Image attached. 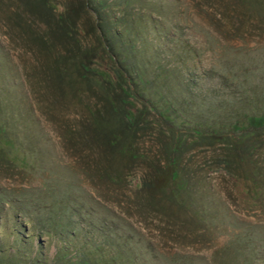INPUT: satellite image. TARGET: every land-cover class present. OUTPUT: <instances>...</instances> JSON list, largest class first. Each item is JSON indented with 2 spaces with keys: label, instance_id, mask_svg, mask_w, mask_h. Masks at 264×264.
Here are the masks:
<instances>
[{
  "label": "rangeland",
  "instance_id": "374dc122",
  "mask_svg": "<svg viewBox=\"0 0 264 264\" xmlns=\"http://www.w3.org/2000/svg\"><path fill=\"white\" fill-rule=\"evenodd\" d=\"M263 115L264 0H0V264H264Z\"/></svg>",
  "mask_w": 264,
  "mask_h": 264
},
{
  "label": "trees",
  "instance_id": "16d2710c",
  "mask_svg": "<svg viewBox=\"0 0 264 264\" xmlns=\"http://www.w3.org/2000/svg\"><path fill=\"white\" fill-rule=\"evenodd\" d=\"M78 66L82 67V69L85 72H89L90 71L89 67H87L85 62H80ZM115 100L118 101V99H115ZM122 101H123V99H122ZM125 118H126L127 122L130 124V122L132 121L130 116L128 114H126ZM244 124H245V127L241 126V123H237L233 127L232 130L235 131V132H239L241 130H247V129H251V128H254V129L263 128L264 127V115L260 116V117H255V116L249 117L245 121ZM241 136H243V135H241ZM110 144L111 145H114V144L117 145V141L115 139H113L112 141H110ZM124 149L127 150V152L130 155L131 154L130 152L133 150V146L131 144L127 143L126 146L124 147ZM219 162L224 164L226 169H229V166H230V161L229 160L224 159V160L219 161ZM167 163H168L167 166H165L163 168H160V171L164 175V178H166L165 180H166L167 184L170 185L171 183L175 182V180H177L178 169H177V167H175V163H176L175 159L171 158L170 160H168Z\"/></svg>",
  "mask_w": 264,
  "mask_h": 264
}]
</instances>
